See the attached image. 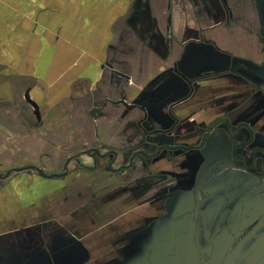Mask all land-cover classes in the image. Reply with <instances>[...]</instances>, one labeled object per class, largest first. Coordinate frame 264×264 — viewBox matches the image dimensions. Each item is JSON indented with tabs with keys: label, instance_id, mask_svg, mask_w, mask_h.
I'll return each instance as SVG.
<instances>
[{
	"label": "crops",
	"instance_id": "1",
	"mask_svg": "<svg viewBox=\"0 0 264 264\" xmlns=\"http://www.w3.org/2000/svg\"><path fill=\"white\" fill-rule=\"evenodd\" d=\"M242 139L264 171V0H0V254L128 264L144 204L172 189L194 196L180 211L168 192L143 249L170 230L201 242V181L221 190L206 197L213 243L226 202L250 216V255L226 264H264V189L231 167Z\"/></svg>",
	"mask_w": 264,
	"mask_h": 264
},
{
	"label": "rangeland",
	"instance_id": "2",
	"mask_svg": "<svg viewBox=\"0 0 264 264\" xmlns=\"http://www.w3.org/2000/svg\"><path fill=\"white\" fill-rule=\"evenodd\" d=\"M227 18H228V16L227 17L226 16L223 17L224 23H226ZM184 58H185V56L183 57V59ZM222 60H224V59H222ZM226 69L227 68H223L222 67V68H220V71L223 73V71H226ZM100 157H101V155H100ZM138 157L139 156H137V157L135 156L134 157V161ZM124 159H126V162H127V159H128V162H129L131 158L127 157V158H124ZM152 161H151V163H152ZM154 161H156V160H154ZM154 161H153V163H154ZM141 162H143V165L147 169L150 170V168H148L145 165L144 158H141ZM147 163H149V162H147ZM117 164H115L114 167H112V168L116 169L117 168L116 166H119V163H117ZM123 164H125V163H123ZM71 166L72 167L69 168L70 173L73 170L77 169V165H71ZM73 168H75V169H73ZM66 169H67V167H66ZM66 169L63 170L62 172L63 173H64V171L67 172ZM229 171L232 172L231 170H229ZM66 172H65V174H66ZM179 175L180 174L177 173L175 176L178 178V177L181 176V175L180 176ZM151 177H154L156 179V178H160L161 176H156V175L153 176L150 173L145 171V173L141 177L140 181H144V182L149 181V180L152 179ZM224 178H227L230 181H232V180L234 182L236 181V177L235 176H234V179H233L231 177H228L227 174H225ZM217 186H218L217 184H213V185L211 184L210 186H207V187L204 186V189H206L205 191H208L211 194V196L212 195L213 196H217V195L220 194V191H221L220 190V185H219L218 188H217ZM247 189L248 188L246 187L242 191V193L245 192ZM168 192L170 194L172 193L171 198H174V196L175 197L178 196V200H179L178 208H179L180 211L181 210L184 211L188 207V201L192 200V198L194 196L193 195L194 192L191 189H187L186 191H182L181 194L180 193H176L174 191V189H172V192L171 191H168ZM168 192H166L167 195L164 192H161L158 196L156 195L155 198H156V200H158V203L160 204V207H157V209H158L157 212L153 210V205H152L153 203H150V202L146 201V203L144 204V209H145L146 219L147 220L144 223V224H146L144 229L139 230V235L141 234V232H145V234H142L141 236L128 237L129 240H131L130 242H132V243H130V245L127 246L128 247V257H127L128 264H152L149 261L148 251L143 249V242H144L145 237H146L148 225L153 221L152 217L154 219H159L160 218L164 222H166L169 219L168 213L165 211L164 203H163V201L164 200L166 201L169 198L168 196H170V195H168ZM231 196H232V198L234 196L236 197V195H231ZM202 198H203L202 199V205H201V209H200V225H201V240H202L201 242H202V246L204 247L207 260L211 264H226L227 262H233L234 263V261H238V259H239L238 256H240V255H243V256L244 255L247 256V254L250 255V252H248L246 254H241L240 251H243V250H241L243 247L241 249L239 248L241 244L238 245L237 242H234L233 239L231 238V234L229 235V234L225 233L226 230H227L226 224L228 222V216L229 215L233 216V223H234V220L237 217L235 210L233 212L230 211V208L232 207L230 204L235 203L236 200H238V199H235L231 203L226 202L228 206H227V209H226V212H225V214L223 216V221H222V223L224 224L223 225V227H224L223 230L224 231H221V229H220V217H218L217 213H216V215H215L216 216V220H217V223H216L217 227L216 228H218V230H216V229L214 230V236L217 235L215 237L217 242L213 243L212 239L210 238L209 232L211 231V229L213 230L214 227L212 225H210V224L207 225V223L209 221L208 215L210 217V215L212 213H211V210H206V207L208 205V202H207L208 198H206V196H204ZM260 210H262V212H263L264 211V206H262V208ZM163 211L166 212V213H163ZM207 211H208V214H207ZM242 219H243V224L240 227V232L242 233V235H245L248 232H250V230L252 229V227L249 225L250 224V221H249L250 220V216L248 215V213L245 212L243 217H242ZM210 220H211V217H210ZM254 222L255 221H253V223ZM251 224H252V221H251ZM262 227H264V225ZM194 233H195V231H194ZM194 233L192 231L189 234H181V235L178 236L177 251L178 252H183L184 254H188L189 256H191V261H192L191 264H200V256H199L198 250L195 248V244H194ZM224 233L227 236L223 238L222 245L224 247L221 248L220 246H218V244H220V239H221L220 235H224ZM238 235H239V233H238ZM243 239H244V236H243ZM2 245H4V243H1V246ZM214 245H216L217 247H215ZM7 249H9V246L7 247ZM11 250L13 252V249H11ZM7 252H8L7 255L5 253L0 254V264L1 263L2 264H24L25 263L24 260L26 258H29V254L28 253L25 254V253L18 252V254L17 253L16 254H10L9 250ZM13 257H15V259ZM16 258L17 259L19 258V259L17 260ZM32 260H33L34 264L36 262H38L39 264H49V261H47V259H45L44 254L42 252H33ZM29 263H31V262H29Z\"/></svg>",
	"mask_w": 264,
	"mask_h": 264
},
{
	"label": "flooded vegetation",
	"instance_id": "3",
	"mask_svg": "<svg viewBox=\"0 0 264 264\" xmlns=\"http://www.w3.org/2000/svg\"><path fill=\"white\" fill-rule=\"evenodd\" d=\"M236 143L234 146V152L233 156L234 161L233 165L231 166L233 168V172H243L249 177L255 178L256 179V186L254 187L255 190H262L264 189V171L260 170V164L262 162V159H259L257 161V164L255 165V168L257 169L256 171H251L252 167L249 165L250 159L253 160L254 158V153L251 151H248L247 149L244 148L246 147L245 140H240V143L237 145ZM237 145V146H236ZM231 157V158H232ZM258 159V158H257ZM242 162L243 166H238V162ZM199 181V186H197L196 190L198 195H199V202H196L193 207H195V211L190 214V216L195 220L196 222H200L199 216H200V207L202 202V198L204 196H208L209 192L205 191L204 189V183H200ZM253 188V189H254ZM252 191V192H255ZM249 191V192H251ZM248 192V193H249ZM197 211V213H196ZM236 211V219L234 220L233 223V216L229 215L228 216V222L226 224L227 230L225 233L231 234V238L233 239L234 242H237L239 244L243 240L242 233L240 232V227L243 224L242 214H243V208H241L239 205L235 208ZM239 233V235H238ZM178 236L175 235L171 230L169 232H165V234L162 233L159 239L155 236L153 239L152 237H149L146 246L147 248L151 249V253L149 254V260L150 262H158L159 264H191V256L188 254H184L183 252H178L177 251V245H178ZM198 236V240H197ZM200 236V229H196L195 231V236H194V244L195 248L198 250L199 256H200V264H211L205 254V250L202 246V243L200 242L199 239ZM244 242V241H242ZM158 258V259H157ZM157 260V261H156ZM161 261V262H159ZM157 264V263H155Z\"/></svg>",
	"mask_w": 264,
	"mask_h": 264
},
{
	"label": "water",
	"instance_id": "4",
	"mask_svg": "<svg viewBox=\"0 0 264 264\" xmlns=\"http://www.w3.org/2000/svg\"><path fill=\"white\" fill-rule=\"evenodd\" d=\"M251 69H254V70H257V71L260 70V69H258L256 67H251ZM26 99L33 106V108L35 109V112H36L37 117H39V108H38L37 104L31 100V98L29 97L28 94L26 95ZM128 108H130V106H128ZM39 171H40L41 175L46 176L41 170H39ZM162 228L165 229L164 226H162ZM159 262H161V261H159Z\"/></svg>",
	"mask_w": 264,
	"mask_h": 264
}]
</instances>
